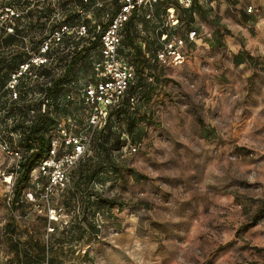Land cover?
I'll use <instances>...</instances> for the list:
<instances>
[{
	"label": "rangeland",
	"instance_id": "1",
	"mask_svg": "<svg viewBox=\"0 0 264 264\" xmlns=\"http://www.w3.org/2000/svg\"><path fill=\"white\" fill-rule=\"evenodd\" d=\"M199 2L209 22L219 18L225 35L224 19H243L233 6L253 18L255 23L241 26L254 42L250 53L258 69L233 67L226 42L219 50L196 45L182 66L153 62L160 31L172 29L167 26L171 14L165 7L157 14L156 4L142 9L135 38L142 48L150 46V59L131 106L152 122L140 124L144 136L137 152L122 148L106 156L94 144L73 172L70 187L52 201L68 223L55 222L51 233L45 213L37 212L25 193L22 206L13 207L9 198L17 180L14 176L10 184L6 181L18 157L4 145L24 154L23 134L35 120L37 112L31 108L36 105H42L46 119L72 115L78 125L83 123L81 92L99 80L91 63L95 51L74 64L56 100L47 103L41 85L62 78L72 53L86 40L52 44L48 68L53 77L38 83L41 70L35 69L34 79L18 90L25 94L24 102L16 105L11 95L0 93L9 101L0 107V264H42L47 258L50 264H264V0H244L241 6L239 0ZM119 6V0H91L88 6L80 0H0V16L11 10L21 14L1 19L0 35L3 29L14 33L17 28L21 50L31 59L66 20L78 25L85 18L89 26L104 28ZM170 8L180 19L175 28L182 37L205 24L197 11L196 21L189 24L184 7ZM123 53L136 67L127 40ZM251 72L258 75L249 77ZM65 94L74 101L61 106ZM112 127L120 132L126 123L115 118ZM52 135L58 136L56 128ZM129 142L134 144L132 135Z\"/></svg>",
	"mask_w": 264,
	"mask_h": 264
},
{
	"label": "built area",
	"instance_id": "2",
	"mask_svg": "<svg viewBox=\"0 0 264 264\" xmlns=\"http://www.w3.org/2000/svg\"><path fill=\"white\" fill-rule=\"evenodd\" d=\"M83 1L86 4L90 3V0ZM119 1V9L109 18L107 27L98 26L99 37L91 35L93 41L98 39L100 42L101 59L95 60L93 63L94 73L99 80L86 85L81 92V99L86 107L83 123L78 125L77 117H63L59 120L58 136L52 137L49 153L33 170L30 178L31 187L25 192V200L31 203L37 212L45 213L48 218L49 233L54 231L55 222L65 221L68 223L65 216L60 215V210L52 206L54 197L69 188L74 170L91 152L96 134L106 128L111 110L118 106L125 97L129 85L135 80L134 66L121 54L127 23L134 16H139L142 9L147 6L152 8L161 0ZM178 2L184 8H191L195 5V0H178ZM99 5L102 6V4ZM167 11L171 14L172 19L167 26L170 25L172 29H167L161 37V47L158 49L154 61L178 67L184 65L192 56L191 44L196 42L199 34L196 30H190L185 37L178 35L174 29L180 21L174 16L175 9L169 8ZM19 16H21L20 13L11 10L5 13V17L1 15L0 20ZM64 36L76 39L90 37L89 26L85 18L74 27L67 24L59 27L51 38L40 45L39 53L21 65L19 71L11 76L7 88L12 99L18 98L19 89L17 86L20 77L24 74L33 77L32 72L35 69L42 70L44 66L48 65L50 61L47 53L51 50L52 44H58ZM145 46L146 44L143 45V49ZM39 78L42 80L45 77L39 75L37 79ZM46 102L48 103V101ZM140 147V144L128 142L123 149L137 152ZM4 150L18 157L13 168L14 171L6 181L10 184L14 176L16 180L18 178L23 154L13 152L7 145H4ZM12 183V187H15L16 181ZM12 193L14 196V189H12ZM13 196L9 199L12 200ZM42 264H50L49 258Z\"/></svg>",
	"mask_w": 264,
	"mask_h": 264
},
{
	"label": "trees",
	"instance_id": "3",
	"mask_svg": "<svg viewBox=\"0 0 264 264\" xmlns=\"http://www.w3.org/2000/svg\"><path fill=\"white\" fill-rule=\"evenodd\" d=\"M82 5L88 6L89 4H86L83 0H80ZM165 3L167 6H165ZM161 2L158 1L156 5L158 6V10L156 11L157 14H159V8L165 7V9H169L172 7V5L179 7V2L177 0V3L171 2V0H167V2ZM86 8V7H85ZM185 12H187V21L189 24H193L195 22V12H199L202 17H204V21L207 23L209 22L205 17H207L206 13L202 11V8L199 7L198 5H193L191 8H184ZM242 17L243 21H247L249 19V16L246 14V12L242 11ZM139 16H134L128 23L125 29V34H124V41H123V49H124V43L125 40H127V43L129 46L132 48V53L135 58L136 62V67L134 66L135 63L129 58L125 57L123 53V49L121 51V54L123 57L128 59L131 65L134 66L135 72H136V77L135 80L129 85L125 97L120 101L118 106L114 107L108 118L107 126L104 130L100 131L97 133V136L94 139L93 146L94 144L98 145L101 147L103 151H105V155L109 156L112 151L114 150H120L124 148L128 142H129V135H132L133 138V143L134 144H140L142 142L143 136H144V129L140 124L145 121V122H152L151 116H147L144 114L143 116H138L137 113L139 111L137 108L134 106H131L133 100H134V95L137 93V89L142 86V78L144 76V67L148 65L150 59V46L148 48L143 49L142 46L139 44L140 42H137L135 35L138 34L137 31H135V21ZM179 19V18H178ZM68 21V22H67ZM180 21V19H179ZM87 23V22H86ZM64 24L70 25L74 27L76 25L75 23L71 22L70 19L66 20ZM88 24V23H87ZM89 26V25H88ZM97 26L91 27L89 26V33L90 37L87 38H81L77 39L78 40V45L80 42H83L86 40V45L82 46L81 49L76 48L75 52L72 53V60L70 61V65L68 67V71H66V74L62 78H54L53 75L51 74L50 68H48V65L44 66L43 69L41 70L40 75H44L45 78H49L52 76L53 78L48 81L46 84L41 85L42 91L46 94L47 101L50 102V100L58 99L63 91H64V83L66 82L69 74L72 71V68L74 67V64L79 61V59H82L83 57L87 56L89 57V54L95 53L96 57L93 59V63L95 60H100L101 59V53H100V42L98 39L92 40L91 37L97 35L99 37V34H97L98 27ZM107 27V24L106 26ZM163 27L160 31L159 38H158V44L156 47V50L154 51L153 54V62H157V60L154 61L156 58V54L158 49L161 47L160 39L163 36V34L166 32L167 29H164ZM218 29H223L219 28ZM227 33H231V31L227 30ZM1 41H0V93L5 97L10 95V91L7 88L8 83L11 79V76L14 73H17L21 67V65L27 63L29 60L28 55L21 50L20 46V31L15 28L14 33H8L5 29L1 30ZM176 32V28L174 29ZM190 30H188L189 32ZM187 32V34H188ZM92 35V36H91ZM76 39L70 36H64L62 41L58 43V45L63 44L66 42V39ZM21 45H23V42H21ZM41 45V44H40ZM40 45L37 49L39 51ZM12 47H17L16 49L18 50H12ZM6 49H9L8 52ZM52 51L51 50L47 53V55H50ZM240 53H246L245 51L240 52ZM71 54V52H70ZM69 54H67L68 56ZM93 58V57H91ZM252 64L256 69H258V61L256 58L251 59ZM158 63V62H157ZM147 69H151L148 67ZM256 75H258V72H255L252 78H254ZM33 80L34 78L29 75V74H24L23 76L20 77L19 84L17 88L20 90L26 82V80ZM38 83L41 81L40 78L36 80ZM50 83V84H49ZM17 99H9L11 100L14 104L18 105L21 102H24L26 99V96L24 93L19 94ZM146 97H150V93L146 92L145 93ZM49 99V100H48ZM64 104L61 106L69 105L74 101L73 96L71 94H65L64 98ZM9 101L4 102V98H1L0 101V107L1 106H6ZM42 103V102H40ZM57 106H59L57 104ZM66 109V108H65ZM132 109L136 111V113L131 112ZM36 111V117L35 120L32 122V125L26 130V132L23 134L25 137V140L27 141V145L25 147V152L23 154V160L21 162V169L18 172V178L15 183L14 187V196H13V207L19 208L23 204V194L30 188V178L33 170L39 165V163L47 156L50 150L51 146V140H52V133L53 130L56 128L58 131V125H59V120L60 119H55L53 117L50 118H45V115L43 114V107L42 105H36L35 107L31 108V112ZM67 111V110H64ZM49 117V116H48ZM64 117H75L72 115H66ZM61 118V117H60ZM115 118H118L121 121V118L123 121L126 123V128L121 130L120 132L117 130H113V121ZM127 133V136L125 133ZM123 134V136H122ZM92 146V148H93ZM86 161V157L79 163V165L83 164ZM78 165V166H79ZM75 171V170H74ZM73 176V175H72ZM70 187V186H69ZM107 203L114 204L113 202H109V200H106ZM257 217V216H256ZM50 262V261H49Z\"/></svg>",
	"mask_w": 264,
	"mask_h": 264
},
{
	"label": "crops",
	"instance_id": "4",
	"mask_svg": "<svg viewBox=\"0 0 264 264\" xmlns=\"http://www.w3.org/2000/svg\"><path fill=\"white\" fill-rule=\"evenodd\" d=\"M239 1H240V4L239 3H237V4L241 6V4L244 3V0H239ZM198 3H200L199 0H195V5H198ZM233 7H234V9H236V11H237V9H240L239 15L242 13V11H245L243 8L238 7L237 5L233 6ZM234 9L230 8V10L232 12H235ZM216 13H218V12L216 11ZM235 13L237 14L238 12H235ZM219 15L223 16L224 12L219 13ZM224 20L227 22H226V24H225V22L224 23L222 22V24H224L226 26V29L231 31V33H228L227 35H225L223 29H221V31H220V29H218V27L219 28H222V27H221V23L219 21V18H217V17L213 21H211L210 24L204 21L205 22L204 25L199 24L200 26H198L199 27L198 32L200 34H199V37L196 39V42L191 44L192 50H193V48L196 47V45L197 46L203 45L204 49H206L208 51L209 50H217V49L219 50L220 48L224 47L223 44H225V42H226V45L229 47V49L231 50V53H232V54L229 53V55L231 56L233 67H235L237 69L243 68V67L244 68L245 67L253 68V64L251 62L252 61L251 59L254 55H253V53H250V51L253 48L251 46H254V42L250 38H247L246 36H244L245 34L242 31L243 27L241 26V24H247V23H251V25H252V23H255L252 21L253 18L251 20L248 19L247 21L241 20V21L236 22V23L229 21L228 19H224ZM228 23H232L235 27H237L239 29V31H238L239 33L233 32L231 30L230 24H228ZM251 25H249V29L250 28L252 29L253 26H251ZM225 26H224V28H225ZM208 27L210 28L212 34H209L210 30L208 29ZM241 41L243 42V44L241 43ZM245 44L248 45L247 46L248 49H246V50L243 48V45L245 46ZM255 50H256V48H255ZM242 51L243 52L245 51L246 53H240ZM192 55H193V53H192ZM255 70H256V67H255ZM254 73L255 72H251L249 77L253 76Z\"/></svg>",
	"mask_w": 264,
	"mask_h": 264
}]
</instances>
